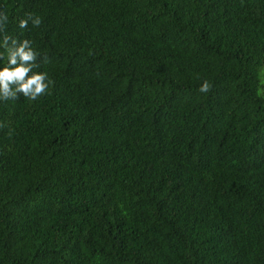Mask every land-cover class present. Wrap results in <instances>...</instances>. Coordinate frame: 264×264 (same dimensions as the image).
Here are the masks:
<instances>
[{"label": "trees", "instance_id": "16d2710c", "mask_svg": "<svg viewBox=\"0 0 264 264\" xmlns=\"http://www.w3.org/2000/svg\"><path fill=\"white\" fill-rule=\"evenodd\" d=\"M0 13L51 81L0 99V264H264V0Z\"/></svg>", "mask_w": 264, "mask_h": 264}, {"label": "clouds", "instance_id": "9594fccd", "mask_svg": "<svg viewBox=\"0 0 264 264\" xmlns=\"http://www.w3.org/2000/svg\"><path fill=\"white\" fill-rule=\"evenodd\" d=\"M7 19L6 14L0 13V31H3ZM28 20L32 21L34 27L41 24L38 16L33 18L29 14L27 19L19 21V27L26 28ZM0 47H3L7 53L8 61L6 66L0 68V99H18V93L31 100L44 95L51 81H48L47 73L33 71L38 67L36 64L38 53L31 47V41L28 39L18 41L5 33L0 41ZM209 87L208 82L205 81L199 91L207 92Z\"/></svg>", "mask_w": 264, "mask_h": 264}]
</instances>
